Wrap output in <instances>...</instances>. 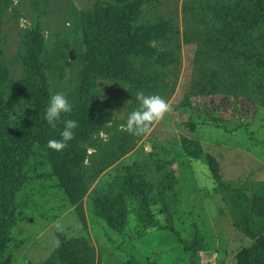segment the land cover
Masks as SVG:
<instances>
[{"label":"rangeland","instance_id":"374dc122","mask_svg":"<svg viewBox=\"0 0 264 264\" xmlns=\"http://www.w3.org/2000/svg\"><path fill=\"white\" fill-rule=\"evenodd\" d=\"M101 2L0 0L8 125L43 96L41 76L48 101L63 92L76 108L62 119L78 122L65 149L47 146L63 124L29 148L5 257L236 264L254 245L238 217L264 191V19L225 14L240 0H131L138 41L86 77L87 23ZM244 48L256 57L247 60ZM138 91L172 111L133 136L122 125Z\"/></svg>","mask_w":264,"mask_h":264},{"label":"trees","instance_id":"16d2710c","mask_svg":"<svg viewBox=\"0 0 264 264\" xmlns=\"http://www.w3.org/2000/svg\"><path fill=\"white\" fill-rule=\"evenodd\" d=\"M224 11L237 22H257L264 19V0H240L234 7L225 8ZM133 13L131 0H103L89 15L85 57L88 66L84 76L108 65L113 56L128 50L138 41L131 29ZM242 53L247 60L256 57L245 48ZM258 60L264 64V59ZM38 82H41L40 86L42 84L43 96L36 97L22 117L20 125L12 128L6 120V104L0 81V264H10L5 253L12 240L11 231L16 225L15 213L18 207L15 195L22 186V169L28 158L29 148L49 126L44 119L49 96L43 76ZM83 92L84 86L81 89L82 94ZM82 94L80 98L83 99ZM256 197V209L245 204L235 225L241 233L254 241L250 249L237 256L236 264H264V191ZM193 248L186 247L185 251L190 252ZM145 264L155 263L147 260Z\"/></svg>","mask_w":264,"mask_h":264},{"label":"clouds","instance_id":"9594fccd","mask_svg":"<svg viewBox=\"0 0 264 264\" xmlns=\"http://www.w3.org/2000/svg\"><path fill=\"white\" fill-rule=\"evenodd\" d=\"M135 99L138 107L128 114L126 124L122 125L133 136L147 134L152 130V125L159 122L165 114L172 111V106L158 94H145L143 91L136 93ZM72 111V105L63 92H56L50 97L45 108L44 119L52 127L63 124L60 139H50L47 146L50 149L61 151L68 146V142L75 137L74 129L78 122L74 119H62V114ZM155 210V208H153Z\"/></svg>","mask_w":264,"mask_h":264}]
</instances>
